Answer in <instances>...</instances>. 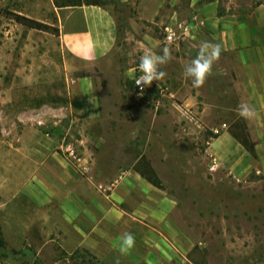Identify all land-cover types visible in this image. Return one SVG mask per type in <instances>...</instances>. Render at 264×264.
I'll use <instances>...</instances> for the list:
<instances>
[{"label": "crops", "instance_id": "crops-1", "mask_svg": "<svg viewBox=\"0 0 264 264\" xmlns=\"http://www.w3.org/2000/svg\"><path fill=\"white\" fill-rule=\"evenodd\" d=\"M136 1L138 19L129 20L134 28L139 21L156 20L164 3L172 1V6L179 0ZM105 5L54 7L52 24L59 27V35H48L57 40L62 55L68 101L48 109L42 104L15 111L13 125L3 127L0 135V181L12 188L9 200L24 198L34 207L41 221L35 230L42 231V236L47 231L45 243L55 242L67 254L83 250L102 264H116L117 260L119 264H193L187 251L178 254L172 242L175 227L169 217L173 199L133 169L144 152L125 163L116 152L100 155L88 149L87 138H80L86 156L82 162L88 158L91 164L86 173L77 171L59 154L60 135L69 133L73 123L75 131L88 135L86 122L98 119L104 111L112 117L114 102L121 97L117 23ZM219 6L218 0H189L186 8L187 16L193 15L195 20L188 35L193 44L188 58H195L205 41L221 45L206 90L217 102L223 101L217 110L234 112L230 120L213 127L216 133L205 152L219 159L218 169L250 183L260 197L264 194V0L248 9ZM142 45L146 50L142 56L154 54L150 45ZM8 92L4 99L12 103L14 95L10 89ZM244 104L255 110L253 118L240 116ZM238 118H242L253 153L231 134L239 132ZM161 132L153 131L158 135L151 141L159 144ZM150 163L156 170L154 162ZM124 233L135 237V246L127 255L119 252Z\"/></svg>", "mask_w": 264, "mask_h": 264}, {"label": "rangeland", "instance_id": "rangeland-1", "mask_svg": "<svg viewBox=\"0 0 264 264\" xmlns=\"http://www.w3.org/2000/svg\"><path fill=\"white\" fill-rule=\"evenodd\" d=\"M105 1L117 23L121 97L114 102L112 117L104 111L98 119L86 122L88 135L75 131L73 123L69 133L60 135L59 154L62 156L61 143L69 142L78 148L83 161L84 143L98 154L116 152L125 163L144 152L154 162L162 192L174 201L169 218L175 227L172 242L178 254L187 251L200 264H264V194L256 197L250 183L221 169L210 173L206 167L205 146L216 133L213 127L230 120L234 112L217 110L223 101L217 102L216 96L206 90L207 81L205 86L194 88L183 77L184 67L191 61L187 53L193 51L189 37L170 44L163 42L165 26L195 24L193 15L187 16L189 0L175 1L172 6V1L164 3L156 20L139 21L135 28L129 20L138 19L136 0ZM218 1L220 8L240 5L248 9L262 0ZM52 4L50 0H0V135L3 127L13 125L18 109L42 104L48 109L68 101L66 72L57 40L50 33L16 23L4 13L16 11L52 23ZM142 44L150 45L154 51L146 55L162 54V49L169 47L172 59L160 68L166 76L153 81L140 97L129 77L140 74L138 65L146 52ZM127 69H131V74H125ZM23 81L30 84H22ZM9 89L15 99L12 103L4 99ZM207 101L212 105L207 106ZM134 128L139 133L129 134ZM156 129L162 131L159 144L151 141L152 136L158 135L152 134ZM84 137L86 142H79ZM106 145L109 151L104 149ZM87 160L84 163L89 170L91 164ZM9 191L12 188L8 182L0 181V240L4 244V248L0 247V264H33L35 257L41 264H69L88 257L83 250L67 254L55 242L45 243L47 231L42 236V231L35 230L41 221L34 207L24 198L9 200Z\"/></svg>", "mask_w": 264, "mask_h": 264}, {"label": "clouds", "instance_id": "clouds-1", "mask_svg": "<svg viewBox=\"0 0 264 264\" xmlns=\"http://www.w3.org/2000/svg\"><path fill=\"white\" fill-rule=\"evenodd\" d=\"M222 47L218 43L203 42L197 52L195 58L185 65L182 73L186 80H190L192 87L200 88L206 82V79L212 73L213 64L219 60ZM172 59L171 49L164 47L162 54L158 55H143L140 58L138 69L141 73L134 80L135 85L141 88V91L147 86H150L153 81H159L166 76V72L160 70L161 66L167 65ZM239 114L245 119L253 118L255 110L248 105H241ZM135 246V237L131 233H124L121 237L119 252L122 255H127ZM116 264H119L117 260Z\"/></svg>", "mask_w": 264, "mask_h": 264}, {"label": "trees", "instance_id": "trees-1", "mask_svg": "<svg viewBox=\"0 0 264 264\" xmlns=\"http://www.w3.org/2000/svg\"><path fill=\"white\" fill-rule=\"evenodd\" d=\"M53 5L56 8H63V7H74V6H81V5H105V0H52ZM5 16L13 21H15L18 24H21L22 26L29 28V29H35L38 31H43L50 33L54 36L59 35V27L55 24L48 23L42 20L35 19L33 17L27 16L25 14L16 12V11H4ZM131 81V80H130ZM132 84V82H131ZM64 102H67V100H64ZM238 127L239 132H231L232 136L236 138L243 146H245L251 153H253V149L251 146L250 139L248 137V134L245 130L244 123L242 121V118H238L235 123ZM133 169L140 174L144 179H146L150 184L155 186L156 188L162 189L163 185L161 182V179L159 178V175L157 174L156 170L151 165L150 161L145 157V155H141L136 162L133 164ZM0 247L4 248L3 242L0 240ZM197 249L195 246L194 249ZM14 253H17V251H12ZM188 259L193 264H200L195 258L191 256V254L188 253ZM95 260V257L92 255H88L87 258H81L79 262H76L74 264H80L87 261H93ZM33 264H41L39 260L35 257Z\"/></svg>", "mask_w": 264, "mask_h": 264}, {"label": "built area", "instance_id": "built-area-1", "mask_svg": "<svg viewBox=\"0 0 264 264\" xmlns=\"http://www.w3.org/2000/svg\"><path fill=\"white\" fill-rule=\"evenodd\" d=\"M190 33V25L188 23H179L177 25V28L167 25L164 28V35H163V42L165 43H173L177 42L178 40H184L186 37H188ZM141 75H133L132 77H129L132 85L136 91V93L143 97L146 94L147 88L145 87L143 91H141V88L137 85H135L134 80ZM60 150L63 158L70 163L72 166H74L76 169H78L81 172H87L88 171V165L86 163L82 162V157L80 156V153L78 152V148L75 147L73 143H61ZM207 170L212 173L218 170L220 167L219 159L214 155H208V160L206 163ZM121 176L118 177L117 180H119Z\"/></svg>", "mask_w": 264, "mask_h": 264}, {"label": "water", "instance_id": "water-1", "mask_svg": "<svg viewBox=\"0 0 264 264\" xmlns=\"http://www.w3.org/2000/svg\"><path fill=\"white\" fill-rule=\"evenodd\" d=\"M69 264H74V263H69ZM80 264H102V263H100L99 261L93 260V261L83 262V263H80Z\"/></svg>", "mask_w": 264, "mask_h": 264}]
</instances>
